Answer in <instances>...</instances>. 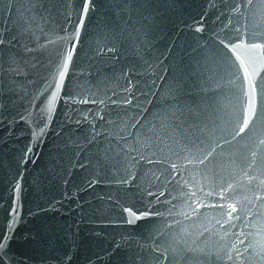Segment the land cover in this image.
Segmentation results:
<instances>
[{
    "label": "water",
    "instance_id": "95a60500",
    "mask_svg": "<svg viewBox=\"0 0 264 264\" xmlns=\"http://www.w3.org/2000/svg\"><path fill=\"white\" fill-rule=\"evenodd\" d=\"M0 264H264V0H0Z\"/></svg>",
    "mask_w": 264,
    "mask_h": 264
}]
</instances>
